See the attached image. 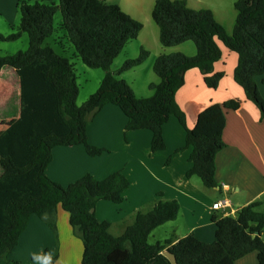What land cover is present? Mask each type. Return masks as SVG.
Instances as JSON below:
<instances>
[{"label": "trees", "instance_id": "obj_1", "mask_svg": "<svg viewBox=\"0 0 264 264\" xmlns=\"http://www.w3.org/2000/svg\"><path fill=\"white\" fill-rule=\"evenodd\" d=\"M238 16L232 34L216 20L210 9H193L186 0H158L152 18L160 29L165 47L193 41L197 53L161 54L153 65L158 83L150 84V97H138L121 74L143 64L150 55L141 48L112 71L115 59L136 39L144 25L119 4L106 0H22L18 3L20 23L9 35L0 33V42H13L26 33L29 47L14 54L0 55V71L14 68L21 83L20 117L0 134V262L19 244L32 215L41 218L57 233V212L69 214L74 233L83 243L82 264H236L257 252L264 264V208L260 200L237 210L234 215L213 216L215 240L205 242L191 233L178 241L150 243L159 226L178 218L177 200L159 199L151 210H139L123 234H113L112 223L100 221L96 206L101 200L122 203L131 182L118 170L99 180L91 173L68 186L52 180L46 169L55 146L82 144L91 156L106 152L92 145L87 127L107 104L118 106L127 117L126 133L148 129L151 149L166 148L163 128L175 116L186 129V143L180 152L192 148L188 178L198 176L205 188L217 187L216 156L225 147L223 132L226 114L242 105L239 98L214 103L201 111L192 128L177 101L185 84V73L197 68L209 88H218L225 76L215 64L223 57L221 42L238 55L235 81L245 98L254 102L264 119V97L256 77H264V0H237ZM60 28L75 49L76 56L89 68L106 72L99 88L78 105L79 85L74 63L57 53L46 40ZM264 81V78H263ZM171 157L167 160L170 163ZM160 196V195H159ZM56 253L49 264H55Z\"/></svg>", "mask_w": 264, "mask_h": 264}, {"label": "crops", "instance_id": "obj_2", "mask_svg": "<svg viewBox=\"0 0 264 264\" xmlns=\"http://www.w3.org/2000/svg\"><path fill=\"white\" fill-rule=\"evenodd\" d=\"M20 1L22 0H0L1 34L9 35L13 32V27L19 25L18 3ZM42 1L50 3L57 0ZM113 1H116L113 4H119L127 13L138 19L132 14L131 7L141 6L142 0H135L128 5V8L122 5L125 0H122V3L118 0ZM157 1L149 0L151 14ZM186 1L193 9L213 8L206 6L204 0ZM236 1L231 0L233 10L228 23L225 22L221 12L217 13L214 8L211 9L216 20L229 34L233 33L238 16ZM61 23L57 28L61 29ZM152 27L151 40L146 39L139 43L141 48L144 47L150 51L149 57L143 64L120 76L128 81L138 97L153 95L154 91L150 90L149 86L160 81L153 70L159 55L181 52L194 56L197 53V47L193 41L170 47L163 46L160 42L159 26L156 24ZM143 31L144 28L134 40L138 42ZM24 34L21 38L24 40L25 49H28L29 37L27 43ZM63 37L68 39L66 33ZM219 44L223 57L215 64V70L224 71L225 76L218 88H209L200 70L190 69L185 73V84L177 92V101L186 114L189 128L195 125L199 113L211 104H222L235 98L243 101L239 109L229 110L226 114V126L223 132L226 145L216 156L217 187L213 189L219 193L220 198L212 200L210 193L205 191V187L197 178L186 176L191 167L189 158L192 148L176 152L185 145L187 132L175 116H172L163 128L166 148L153 152L152 132L148 129H140L126 133L127 117L114 104L105 105L87 127L89 142L107 151L98 156H91L82 144L55 146L52 150V161L46 169L47 175L55 182L68 186L87 173L102 180L112 172L122 171L131 182L130 187L125 191V200L122 203L101 200L96 206L97 218L100 221H110L111 230L115 227L119 229L118 235L123 234L126 227L133 222L137 211L151 210L159 199L177 200L180 204L179 216L176 220L167 222L170 224L168 228L171 232L165 230L163 234L156 235L157 230L166 224L156 228L151 235L155 236V243L166 239L176 242L191 233L202 241L213 242L216 233L213 216H226L232 209L237 211L256 200L262 201V208H264V119L261 118L257 105L245 98L243 88L234 79L238 55L229 53V49ZM128 45L124 50L128 48ZM4 51L7 53L5 55L14 54ZM130 58L128 56L126 59ZM105 74L104 70L93 73L95 84L86 97L93 94V91H97ZM263 78V76H257L256 80L264 97ZM21 108L20 77L14 68L3 67L0 71V134L20 117ZM171 155L173 158L167 164L166 161ZM1 174L0 167V176ZM223 183L228 184L229 189H223ZM223 199H228L232 208L214 210V203ZM220 212L221 215H219ZM56 222L57 237L45 221L32 215L27 228L19 238L18 246L9 256L10 259L6 260L7 264H49L56 253L58 258L55 264H82L83 243L73 231L69 214L59 208ZM236 264H259L257 252L247 254L237 260Z\"/></svg>", "mask_w": 264, "mask_h": 264}, {"label": "rangeland", "instance_id": "obj_3", "mask_svg": "<svg viewBox=\"0 0 264 264\" xmlns=\"http://www.w3.org/2000/svg\"><path fill=\"white\" fill-rule=\"evenodd\" d=\"M134 1L135 0H125L122 3V0H118V2H121L122 5L126 8H128V5H131ZM204 1H205L206 6L213 7L217 13L221 12L224 15L226 23H228L229 20H231V11L233 10V8L231 7V0H204ZM106 2L115 3L116 1L106 0ZM142 3L143 4L139 7H135V8L131 7L132 8V14L136 15L137 18L140 19L139 21H141L144 25V27H143L144 31L141 34V38H139L138 42H137V40H131L130 44L129 45L127 44L128 48L126 50H124V52H122L114 61L113 65L111 67L112 71H116L117 69H119L124 64V62L127 60L126 58L128 56H129V58L130 57L131 58L137 57L141 51V45L139 43H141V41L146 40V39L148 41H150L152 38V34H153L152 25H156V23L154 22V20L152 18L151 11L149 10V6H148L149 0H142ZM192 4H194V3H192ZM213 8H211V9H213ZM129 10H130V7H129ZM62 20H63V18H62L61 13L57 12V14L55 15L56 28L59 26V24L62 22ZM64 33H65L64 30L57 28L55 30L54 34L50 38H48L45 43L53 46L55 48V50L57 51V53L63 54L64 56L68 57L72 63H74L76 75H77V82H78L79 91H80L79 96H78V100H77V104L82 105L87 100L88 97H86V96L89 94V92L91 91V88L95 84V76H93V73H95L96 71L101 72L103 70L102 69H92V68L87 67L75 55V49H74L73 45L71 44V42L68 39L66 40L63 37ZM24 37L27 39L26 41L28 43V36L26 34H24ZM23 41H24L23 38H20L16 41H13V42H0V55L1 54L2 55L7 54L4 50H7V51H10L13 53H17L20 50L21 51L26 50L25 49L26 47H24L25 45H24ZM219 43H221V42H219ZM228 52L233 53V55H236L235 52H230L229 50H228ZM86 71H88V72H86ZM88 78H89V80H88ZM92 90H94V89H92ZM93 92H95V91H93ZM171 158H173L172 155H171ZM166 163H167V161H166ZM194 177L197 178L198 181L202 183L201 179L198 176H194ZM204 189H205V191H207V193H210L212 200L219 197L218 196L219 193L216 190L207 189V188H204ZM219 215H221V212L219 213ZM165 224H166L165 226H162L161 228H159V230H157L156 235L163 234L165 230H168V232H171V229L168 228V225H170V224L169 223H165ZM112 232L114 234L118 235L120 231H119V229L117 230V228L115 227L114 229H112ZM155 241H156L155 236L149 237L150 243H155ZM1 263L7 264L8 262H6V260H2Z\"/></svg>", "mask_w": 264, "mask_h": 264}, {"label": "built area", "instance_id": "obj_4", "mask_svg": "<svg viewBox=\"0 0 264 264\" xmlns=\"http://www.w3.org/2000/svg\"><path fill=\"white\" fill-rule=\"evenodd\" d=\"M222 188L223 189H229V185L228 184H225L223 183L222 184ZM226 209V208H232L230 202L228 199H223L221 201H218L216 203H214L213 205V209L214 210H219V209ZM237 211L236 210H231L227 215H234Z\"/></svg>", "mask_w": 264, "mask_h": 264}]
</instances>
